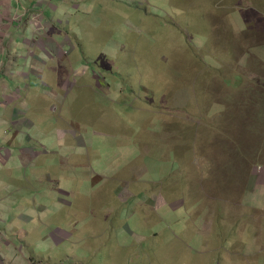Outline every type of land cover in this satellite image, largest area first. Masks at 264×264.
Wrapping results in <instances>:
<instances>
[{
  "label": "rangeland",
  "instance_id": "obj_1",
  "mask_svg": "<svg viewBox=\"0 0 264 264\" xmlns=\"http://www.w3.org/2000/svg\"><path fill=\"white\" fill-rule=\"evenodd\" d=\"M26 14L21 23L28 19L35 39H18V52L24 58L12 68L14 76L7 68H0V75L15 85L21 73L24 92L35 86L36 78L44 83L47 90L38 85L34 87L37 96L30 94L37 97L41 110L47 111L42 93L53 98L51 111L43 113L47 119L32 131L35 140L49 148L59 147L64 141L58 135L75 133L82 126L81 140L103 149L108 144L100 137L98 120H107L108 114L97 103L118 100L119 127L127 134L119 138L114 129L110 138L116 139L115 146L146 156L148 180H163L157 184V193L163 187L175 191L173 206L178 204L177 189L184 184L186 198L198 199V208L211 210V219L217 220L212 231L199 233L188 218L175 221L179 208L167 216L156 203L160 199L152 215L145 216L148 226L142 224V215L148 211L127 215L117 209L113 215L131 229L136 248L153 249L147 262L264 264V0H133L131 7L106 0L90 12L75 13L76 18L69 17L62 26L56 24V43L61 45L57 50L63 53L62 57L57 54L60 59L54 68H48L50 58L37 47L47 36L42 10ZM67 30L76 34L79 43L73 61L64 55L69 50L70 35L63 34ZM37 54L43 55L42 66L34 57ZM105 80L112 84L110 90ZM66 89H73V95L59 108L54 96ZM22 91L18 87L6 92L4 104H12ZM73 96L78 98L74 103ZM128 100L134 101L131 118ZM58 115L61 120L56 121ZM104 164L91 165V175L99 179L112 171ZM122 172L117 178L124 177ZM126 195L124 191L123 200ZM161 195L162 190L158 198ZM64 210H50L49 224L39 222L38 206H24L12 217L16 238H21L22 227L30 236L33 230L62 227L67 221L55 216ZM152 231L158 236L145 239ZM199 237L211 241L207 250ZM41 246L46 253L53 247L51 243ZM34 250L40 252L35 244ZM31 251L22 250V255L30 260ZM77 251L98 263L96 249ZM119 255L126 257L124 252ZM50 256L56 259L53 253Z\"/></svg>",
  "mask_w": 264,
  "mask_h": 264
},
{
  "label": "crops",
  "instance_id": "obj_2",
  "mask_svg": "<svg viewBox=\"0 0 264 264\" xmlns=\"http://www.w3.org/2000/svg\"><path fill=\"white\" fill-rule=\"evenodd\" d=\"M104 1L106 0H0V68H7L13 75L12 68H15L17 60L24 58V55L18 52L21 46L18 39L21 38L24 42L29 37L35 39L28 19L26 18L24 24L21 23L27 15L26 12L42 10L47 36L44 42L37 44V47L40 53L50 58L49 63L45 62L48 63V68H54L56 60L60 59L56 57L57 54H61L58 56L62 57L63 53L57 50L61 49V45L56 43L59 36V27L56 24L62 26L69 17L75 19V13L90 12ZM107 1L114 2L115 0ZM117 1L129 7L133 3V0ZM49 13L50 16H47ZM63 34L70 35L66 44L69 45L68 54L64 55L71 58L76 46L79 45L77 36L73 31L68 30ZM42 54L40 56H43ZM40 56L37 54L34 57L40 61L39 64L42 66L41 63L44 61ZM71 59L73 61V58ZM23 71L24 69L21 72ZM17 75L19 77L16 78L15 85L8 83L7 77L0 75V264H35L40 260L47 264H94L91 259L87 258L84 251H77L90 248L98 252L97 264H150L147 262V256L153 249L147 245L137 249L131 240L133 235L131 229L126 226L124 219L113 214L117 213V209L122 213L126 212L127 215H133L134 212L142 214L148 211V214L142 215V224L148 226L145 224L147 223L145 216L152 215L155 202L159 199L156 203L166 212V215L179 208L175 218L176 222L188 218L189 225L195 227L196 232L205 233L204 231L213 230L217 220L211 219V210L205 211L198 208V199L193 201L187 199L184 184L177 189L178 204L176 207L173 205L177 200L171 197L175 192L173 189L161 188L164 197L161 195L158 198L161 190L157 193V184L163 183V180H148L146 156L141 154L138 156L131 148L122 149L115 146L116 139L110 138L115 135L113 130H117L119 138L127 134L126 129L119 127L118 116L121 112L118 108V100L107 102L101 99L97 103V105H102L100 109H104L108 114L107 120L105 118L98 120L102 131L106 130L100 133V137L108 144L103 149L90 147L87 142L81 140L82 126L79 131L75 130V133L69 130L66 134L58 135L59 141L61 143L64 141V144L49 148L48 144L37 142L32 136V131L34 129L37 131L47 119L43 113L51 111L53 98L47 95L46 91L42 93L43 106L47 111L41 110L36 103L37 97L30 96V94L36 91L34 87L38 85L47 90L45 84L40 83V80L34 77L36 78L35 86L31 85L30 89L24 92L25 87L20 81L23 75L21 73ZM104 84L105 88L109 90L112 88V84L106 80ZM18 87H21L23 91L20 92V96L16 97V101L12 104L10 102L4 104L6 92L11 93ZM35 95L37 96V92ZM71 95H73V89H66L65 93L59 92L53 96L57 98L54 100L60 108L67 103ZM77 99L73 96V103ZM126 103L129 104L127 113L131 118V106L134 101L128 100ZM103 105L106 106L103 107ZM60 113H64L63 110L60 109ZM55 118L56 121L61 120L59 115ZM85 129L88 134L87 124ZM44 136L47 137V131H44ZM128 142L126 141L125 144ZM97 163H106L103 167L112 171L104 172V176L96 179L95 173L91 175L90 168L91 165ZM121 171L124 177L117 178V174ZM112 181L114 182L111 184ZM151 185L154 186L151 188ZM124 191L127 195L123 200ZM112 196L116 199L111 201ZM116 203L120 205L116 206ZM24 206L29 208L38 206L41 209L38 215L42 216L39 222L45 220L49 224L52 219L47 216L48 212L52 209L65 208L66 210L56 214L55 218L65 220L67 223L53 230L48 228L33 230V236H30L27 228L22 227L19 233L21 238L17 239L18 234L16 235L17 230H14L15 221L12 217L17 216ZM183 208H185V213L181 216ZM19 216L22 218V215ZM157 236L158 232L152 231L144 238H156ZM208 241L205 239L202 241L199 237L200 245L204 242V250L208 249L206 246ZM47 243L53 246L48 253L43 251L41 246ZM34 244L40 248V252L31 251ZM210 244H212L211 241ZM22 250L31 251L33 256L30 260L22 255ZM120 252H124L126 257L119 255ZM51 253L56 256L55 260L50 256ZM206 253L208 252L201 254ZM162 264H173V262L167 259Z\"/></svg>",
  "mask_w": 264,
  "mask_h": 264
}]
</instances>
